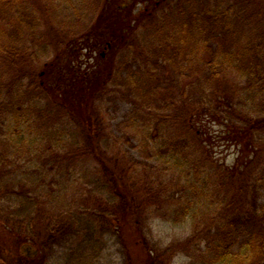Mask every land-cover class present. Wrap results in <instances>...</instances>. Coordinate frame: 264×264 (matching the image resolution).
Instances as JSON below:
<instances>
[{
    "label": "trees",
    "instance_id": "1",
    "mask_svg": "<svg viewBox=\"0 0 264 264\" xmlns=\"http://www.w3.org/2000/svg\"><path fill=\"white\" fill-rule=\"evenodd\" d=\"M28 1L0 0V222L39 250L18 264H104L120 219L144 241L155 217L191 231L142 264H264V0H82L47 31L61 6Z\"/></svg>",
    "mask_w": 264,
    "mask_h": 264
},
{
    "label": "rangeland",
    "instance_id": "2",
    "mask_svg": "<svg viewBox=\"0 0 264 264\" xmlns=\"http://www.w3.org/2000/svg\"><path fill=\"white\" fill-rule=\"evenodd\" d=\"M30 0L28 3H30L31 6L36 5L37 7H41L46 3V0ZM54 2L53 7L55 4L61 6V8L58 10L57 8L54 9L53 12V18H50L48 16L49 14H45L51 23L49 22V25L45 23V25L41 24V27L39 30L41 31H47V30H55L56 28H62L63 23L61 19V15L64 12V14L69 18L71 15H74L76 12V7L78 8L81 5L82 0H52ZM108 3L111 2V0H106ZM130 1V0H128ZM157 0H154L155 3ZM131 2V1H130ZM140 2V3H139ZM104 1L102 0V5ZM148 2L145 1H138L133 2L132 8H130L127 13H133V9L136 10L137 6L145 7ZM64 6H67L66 9H64ZM132 9V10H131ZM79 10V9H77ZM55 19V20H54ZM65 28V27H64ZM137 33V32H136ZM133 37L126 38V40H131ZM125 40V36L122 38L120 46L114 45L112 47L111 54L108 52V55L102 54L101 52L97 51V55H99L103 60L106 59V57L111 56L114 58L115 55H117L115 58H120L122 55L125 54V43L128 41ZM84 44V43H83ZM80 48L82 53H86L85 45H76L71 44L70 49L74 48ZM107 55V56H106ZM45 58L43 61L47 60ZM199 61L198 59H196ZM106 61V60H105ZM211 70H208V73ZM206 71H204V74ZM225 80H230L235 77V73L228 76V73L226 74ZM237 86V85H236ZM196 87L198 88V84H196ZM223 91L229 90L228 88H222ZM194 94V91H192ZM198 95H200V90L198 89L197 92ZM199 97V96H198ZM200 98V97H199ZM131 103L126 100H119L114 103L113 107H108L106 110V113L103 115V118L106 122H109L111 125L113 131L115 134H120L118 132V123H120L126 115L131 111ZM212 143L214 145V151L216 152V157L221 162H226L227 164L231 165L235 162L238 151L236 147L234 146H228V142L226 140H221L219 137H212L211 138ZM133 143H138L136 139L132 140ZM126 149H128L134 157L141 158L140 151L136 149L135 147L129 146L126 144ZM191 219H187V221L182 222L179 225L173 226L169 221H165L162 218L155 217L153 218L147 227L143 229L144 233L147 235V239L144 241H147L148 243H144L143 236L140 237L141 239L138 240L137 238V232L139 229L137 228L135 231H133L132 225H130V220H126L124 218L120 219V238L116 237L115 240L118 241L117 245L111 249V253H108L106 259L103 261L104 264H129L128 258L129 256H132V258H129V260H134V262L138 264H142V260L144 259V251L147 249H150L153 247L150 244V241L154 240V242L158 243L159 245H165L166 243L172 241V240H184L191 231ZM13 234L9 231V229L3 225V223L0 222V255H2L7 261V264H18L20 262V259L22 255L29 256V257H35L39 250L36 246H34L31 243H26L20 247L17 246V242L15 238L12 236ZM245 239L244 237L241 238L240 242L234 246L233 249L236 251H239L243 244L241 245V241ZM142 240V241H141ZM3 245L8 246L9 248H3ZM146 245V247H145ZM3 248V249H1ZM16 249V250H14ZM130 251H129V250ZM128 256V257H127ZM58 259V258H57ZM131 263V262H130ZM189 258L185 254H178L176 255L172 261L171 264H188ZM1 264V263H0ZM132 264V263H131Z\"/></svg>",
    "mask_w": 264,
    "mask_h": 264
}]
</instances>
